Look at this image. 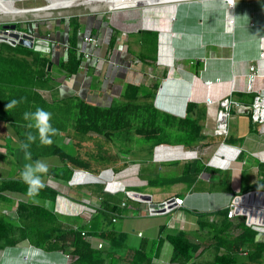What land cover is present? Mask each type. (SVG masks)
Returning <instances> with one entry per match:
<instances>
[{"label": "crops", "instance_id": "obj_1", "mask_svg": "<svg viewBox=\"0 0 264 264\" xmlns=\"http://www.w3.org/2000/svg\"><path fill=\"white\" fill-rule=\"evenodd\" d=\"M198 1L201 0L174 2L176 9L180 12L174 18L172 16L171 19L166 14L170 12L167 10L161 11L163 13L161 16L159 14L150 16V14L145 13L138 15L130 10L132 7L108 11L89 8L88 12L76 11L70 14L69 16H76L79 19L80 27L76 48L83 59L78 73L72 76L61 67V62L67 58V51L62 41L65 42L68 37H72L66 21L67 17L53 20L55 22L51 21L49 25H52V30L49 28L45 30V27L48 26L47 23L34 25L35 32L39 31L41 40L44 41L46 37H49L48 45L51 47V52H41L43 55L49 56L53 63L51 69H48L49 81L45 86L22 89L26 93L29 90L30 94L28 95L32 98L34 96L36 99L40 96L44 99L45 103H41L42 108L45 105L61 104L64 103L63 100L67 99L68 101V99L72 100L76 97L84 99L89 104L107 108L114 102L122 101L129 85L144 86L145 90L154 83H158V90L153 102L159 110L184 118L189 102H196L205 109V116L201 119V124L206 139L202 144L196 147L161 144L153 148L149 157L147 154L141 153V155H137L136 163H129L124 170L118 172V174L124 173V176L138 174V178H134L133 184L130 185L133 188L144 190L145 186H148L145 176L151 174L154 180L159 177L165 180V178H169L166 174L175 168V175L171 177L178 178L183 175L185 165L195 159H200L211 169L210 171H203L195 184L191 186L187 184L186 180H177L165 185L148 186L142 192L151 194L156 202H162L168 197H180L184 203L182 206L174 207L166 212L150 215L147 212L148 204L139 202L136 205L137 209L140 213L144 211L147 215L144 216L147 219L145 227L142 228V224L134 227L124 223L122 227L117 229L127 234V244L132 249L139 248L144 240L150 246L153 240L159 238L162 226L166 227L165 233L170 234L183 230L186 231L191 240L201 241L204 246L208 245L207 237L197 231V217L192 211L211 212L219 210L230 205L236 195H239L244 189L248 190L256 185L258 188L264 189V178L259 172V164H264V123L254 122L249 114L250 108L244 106L243 110L233 109L228 120L229 133L227 136L220 134L216 128L219 104L215 102L210 104L207 101V98L218 99L230 92H250L243 87V85L248 84L249 79L247 74L242 75L240 69L241 46L247 50H245L246 52L252 51L245 58L258 57L261 38H258L260 33L255 32L257 29H253L249 25L250 16L247 17L244 13L246 11L249 13L252 9L253 11L256 10L255 21L261 23L264 22V10L257 8L258 5L255 8L250 7L252 6L251 3H244L243 6L235 4L234 14L228 17L231 27L236 25L235 32L226 33L223 27H214L212 30L216 33L206 36L204 33L207 32L208 28L204 27V23L198 22L203 17H194L190 15L193 13H187L192 8L194 11L204 10V5H200ZM157 4L160 3L150 5ZM249 4L250 6L247 7ZM150 5L133 7L144 6V11ZM232 9L227 7L229 12ZM233 19L236 20V24L231 22ZM60 22L63 25H60ZM164 22L169 23V27L162 25L165 24ZM189 22H192L193 25H188ZM241 28H246L248 31L245 35L250 39L247 41H239L240 36H242ZM140 30L158 32V41L153 46V50L150 41L142 36ZM115 31H118V37L113 52L108 54V44ZM261 33H264V29ZM88 35L96 37L97 42H86L85 37ZM142 40L147 41V45ZM48 45L46 42L39 44L41 47H48ZM262 47L264 49L263 44ZM227 50L234 52H232V61L225 57L228 55ZM15 53L7 49L4 51L6 56ZM86 54H89V58H86ZM18 55L25 57L21 53ZM145 55L147 57L142 59ZM25 58L33 59L27 56ZM223 65H227V68L224 69ZM226 76L231 78H228L230 82L227 86H223V88L226 87L223 90L221 87H217L218 83L215 81L223 80L219 77L225 78ZM208 82L212 84L211 93ZM230 84L233 90H229ZM33 92L37 93L38 96ZM24 105V113L19 118H25L26 111L32 113L33 110L40 108L36 104L35 108L31 107V104L26 103ZM63 106L64 104L59 105L58 109H60L59 107L63 108ZM19 120L24 121V119ZM25 120L31 122L32 118L28 117ZM20 121L15 122L12 119H7L0 113V184L8 180H24L21 174L25 170V166L31 164L35 168L39 162L47 166V171L37 169L34 171V175L40 178L42 184L56 190L58 195L55 200H50L0 189V218L2 217L9 224L20 226L22 221L19 214V204L32 203L52 209L57 214L67 217L70 225L79 227L89 221L92 216L91 212H94L91 207L87 208L85 204L96 207V201L99 200L92 193L91 188H87L88 185L97 182L99 179L105 182L106 190L112 193L120 192L122 188L129 186V184H125L124 177L118 178L117 173L112 169H104L99 175L84 169H77L69 181L55 177L51 172L54 168L63 166V159L57 154L36 155L39 152L37 148L49 146V144L43 142L41 134L38 133L33 140H29V125L31 123ZM64 121L63 118L59 125L67 126V128L59 130L55 141L57 145L74 151L76 150L75 142L67 132L74 128V122L70 120L65 125ZM229 136L232 137L231 142L228 141ZM25 144L29 145L31 150L25 149L23 147ZM32 148H36V151L33 152ZM138 151L143 152L140 149ZM172 161L180 162L174 165L163 164ZM134 165L136 167H133ZM257 204V202L252 203L254 208ZM121 214L123 217L125 215L124 219L132 216V213L123 215L122 212ZM117 221L118 218L114 223ZM91 240L94 246L98 248H103L108 244L106 240L100 237H94ZM257 240H264V231H261L257 236ZM172 254L173 246L165 240L159 256L154 259V263L171 264ZM213 256L214 250L208 249L200 259L209 261ZM75 259V257H70L60 251L46 252L31 245L28 240L22 241L16 246L0 247V264H75ZM242 264H252V262L243 260Z\"/></svg>", "mask_w": 264, "mask_h": 264}, {"label": "trees", "instance_id": "obj_2", "mask_svg": "<svg viewBox=\"0 0 264 264\" xmlns=\"http://www.w3.org/2000/svg\"><path fill=\"white\" fill-rule=\"evenodd\" d=\"M66 21L72 37H69L71 40L68 44L67 58L61 62V67L72 76L78 73L83 60L76 48L80 25L76 16H69ZM35 24L33 21L19 22L18 28L26 32H35ZM140 33L147 38V41H150L153 50V46L158 41V32L140 30ZM117 37L118 31H115L108 44V54L113 52ZM147 41L142 40L146 45ZM6 49L16 53L6 56L4 54ZM19 53L33 59L28 60L19 56ZM145 57L147 56L145 55L142 59ZM50 62L49 56L43 55L34 48L23 45L12 46L0 41V113L15 122L24 119L25 122L20 121L23 123L27 120L19 117L23 115L26 103L31 104L33 108L38 105L51 113L49 123L57 131L46 134L51 142L48 143L49 146L37 148L39 152L36 155L57 154L63 159L64 165L54 168L51 172L55 177L69 181L77 169H84L96 175L104 169H112L115 173L124 170L131 162L125 160L120 154L133 155L136 147L134 145L136 138L129 136L131 132L144 138L145 144L139 145L140 150H144V145L149 142V147L146 149L148 157L152 154L153 148L161 144L196 147L205 141L206 135L203 134L201 124V119L205 116L203 106L196 102H189L184 118L159 110L153 102L158 83H154L145 90L144 86L129 85L122 101L114 102L107 108L89 104L79 97L68 99V101L63 100L64 103L61 104L64 106L59 107L60 109L58 106L61 104L45 105L42 108L41 103H45L44 99L40 96L36 99L34 96L32 98L28 95L29 90L26 93L22 88L45 86L49 81L47 74ZM34 94L38 96L37 93ZM234 95L239 103L250 108L251 115V107L257 92L233 93ZM12 99L17 100L18 103L7 108V104ZM26 106L29 108L28 105ZM63 118L65 125L70 120L74 122V128L67 132L74 140V147L78 152L56 144L59 130L67 128V126L59 125ZM27 123L34 124V120ZM29 129V134L34 137L37 133L40 134L35 126H29ZM231 138V136L228 137L229 142ZM27 149L31 150L29 145ZM32 151L35 152L36 148H32ZM179 162L163 164L174 165ZM210 170L200 159H195L185 165L183 175L178 178H165L162 181L160 177L154 180L151 174L143 176L146 177L148 186L165 185L177 180H186L191 186L195 184L203 171ZM259 172L264 178V164H259ZM42 185L43 187L37 186V191L29 193V184L25 180H8L0 184V189L55 200L58 192L45 184ZM89 187L100 201L99 208L92 214L89 221L74 227L69 224L67 217L57 214L52 209L32 203H20L19 214L22 221L20 226L11 225L2 217L0 218V247L16 246L28 240L31 245L46 252L60 251L75 257V264H155L154 259L159 256L165 240L173 246L171 264H242L243 260L256 262L264 257V240H257V236L264 231V228L249 226L244 215L230 218L228 206L211 212L192 211L197 217V231L207 237L208 245L204 246L201 241L191 240L183 230L165 233L166 227L162 226L159 238L153 240L150 246L144 240L139 248L132 249L127 244V234L118 231L114 222L124 202L127 205L133 204L132 206L138 205L139 202L130 199L126 192L107 191L105 182L99 179L87 186ZM259 189L256 185L251 189H244L240 194ZM126 191L143 192L144 190L127 187ZM94 237H100L108 244L98 248L91 240ZM208 249L214 250V256L209 261L201 260L200 258ZM260 264H263V261H260Z\"/></svg>", "mask_w": 264, "mask_h": 264}, {"label": "rangeland", "instance_id": "obj_3", "mask_svg": "<svg viewBox=\"0 0 264 264\" xmlns=\"http://www.w3.org/2000/svg\"><path fill=\"white\" fill-rule=\"evenodd\" d=\"M198 2L200 3V5H204L203 8H204L205 11L202 10V9H200L198 11H194L192 9V10H188L187 13L188 14L193 13V14H190V15L194 16V17H196V16L197 17L198 16L199 17H203V19L201 21H198V22L199 23H204V27L208 28L207 32L204 33V34H206V36L209 35V34H212V33H216V32H214V30H212L214 27H223V29H224V31L226 33L235 32L236 20H235V24H234L235 26L231 27V25L228 22V17L231 16L232 14H234V8H236V7H233V9L230 11L231 12L230 13L227 10L228 6L225 4V2L223 0H201V1H198ZM235 2H236V4H240V6H243L242 4H244V3L245 4L251 3L252 6H250V4H249L247 7L250 6V7H254L255 8V6L258 5L257 8H261L262 10H264V0H235ZM164 3H167V2H164ZM164 3L153 5V7L149 6V7H151L149 10L146 9V8H148V7H146L145 8L146 11L145 10L143 11V7H135V8L132 7V8H130V10H132V12H135V14H138V15L145 13V14H150V16L152 14H154V16H155V14H159L161 16V15H163V13L161 12L162 10H164V9L167 10L168 9V10L171 11V7L173 8L172 5H170V4L166 5ZM45 4H46V2L43 1V0H26V1H18L16 3H13L12 5H14V6L16 5V6L22 7V8L32 9V8L44 6ZM89 8H92V7L90 5H87V4H81V5H77L75 7L69 8V9H58V10H54V11H51V12H44V11L43 12H37V13L30 12V13H26V14L18 15V16L0 15V25L2 23H9V22H13V21H18V22H24V21L25 22H32L33 21L35 23H42V24H46L47 23V25L49 27L46 26L45 30L48 29V28L52 30L53 29L52 25L51 24L49 25V23L51 21H53L55 19H59L60 17H63V18L67 17L68 18L70 14L75 13L76 11H80V12L81 11H83V12L87 11L88 12ZM239 8L241 9V7H239ZM97 9L100 10V11H108L109 10V8L106 5H104V4H100ZM123 9H126V8H123ZM255 11H253V9L251 11H249L250 15H248L249 13L246 11L244 13V15L247 16V17L250 16V21L251 22H250L249 25L253 29H255V28L257 29L255 32L257 34L260 33L258 35V38H261V42L260 43H261V45L262 44L264 45V33H261L263 31V29H264V27H262V26H264V22H261L262 23L261 24V23L255 21V16H256ZM257 13H258V10H257ZM166 14L171 19L172 16L174 18V16H175L174 14H176V13L167 12ZM184 14H186V13H184ZM176 15H178V14H176ZM156 17H158V16H156ZM163 18H165V17H163ZM194 20H196V19H194ZM53 22H55V21H53ZM164 23L165 24H162V25H164L166 27H169L168 26L169 23H166V22H164ZM191 24L193 25L192 22H189L188 25H191ZM60 25H63V24L61 23ZM241 29H242V36H240L241 38H240L239 41L243 42V41H247L248 39H250L248 36L245 35L246 32H248L247 29L246 28H241ZM207 45H210V44H207ZM246 47H249V46H246ZM245 50L246 49L241 46V55H240L241 59H240V63L239 64H240V69L242 71V75L247 74L248 75V79H249V74L248 73H249L250 67L253 64L258 66L259 69H260V75H259V78L254 82L255 85L254 84L252 85L251 91H253L254 89H256V90L258 89L257 92H261V93L264 94V55H262L261 58H260V56L259 57H254V58H252V57L245 58V56H248V54L252 53V51L246 52L247 50L246 51ZM232 52H233L232 50H227L226 53L228 55L225 56L227 59H230L231 61H232V58H233ZM258 54L259 55L264 54V49H263L262 46H261ZM223 67H224V69H226L227 65H223ZM228 78H231V77H229V76H226L225 78L219 77V79H223V80H216L215 81V83H218L220 85V86L218 85L217 87H221L224 90V88H226V87L223 88V86H227L229 84L228 82H230V79H228ZM208 83H210V85H209L210 87H208V88L210 90L209 92L211 93L212 84H211V82H208ZM257 84H258V87H257ZM259 84H260V86H259ZM214 88H213V90H214ZM228 128H229V125H228ZM129 136L131 138L132 137L136 138L135 143H134V145H136V147L134 149L135 152H133V155L132 154L131 155L130 154L121 155V154H124V153H121L120 155L123 156L125 160H128L131 163H136L137 160H138V156L137 155H141V153L143 155H145V154L148 153V150H146V149L149 147V142H147L143 152L142 151H138L139 150V145L140 144H145V143H143L144 142V138H142L141 136L138 137L137 135H135V132H131ZM110 138L112 139V136H110ZM116 149H115V151H117ZM73 152H76V150H74ZM84 152H82V153H84ZM133 167H136V166L134 165ZM175 170H176L175 168H172V170H170L166 174V176H168L169 178H172L171 176L175 175L174 174ZM124 175H125L124 173H122V174L121 173H119V174L117 173L116 174V176L118 178L121 177V176L124 177L123 180L126 181L125 184H129V186H127V187H133L130 184H133L134 178H138V176H139L138 174H134V175H131V176H129V175L124 176ZM161 180L164 181V178H161ZM144 183H146V182H144ZM112 188H114V186H112ZM146 188H148V186H145V189ZM85 200H87V198H85ZM132 200L135 201L134 199H132ZM99 203H100L99 200L96 201V205L95 206L96 207L100 206ZM132 205L133 204L127 205V207H122L121 208V213L123 212V215L124 214H128V213H130V214L132 213V216L130 218L126 217L124 219L125 215L123 217L122 214L119 213L118 217H117L118 221L114 224L116 229H118V227H122V224H124V223H127V225H131V226H134V227L141 226V224H142V228L145 227V225L147 224V219L144 216H147V215H145L144 211H141L142 213H140L139 209H137V206H135V208H132V207H134ZM85 206H86V204H85ZM90 207H92V206L90 205ZM146 235H149V234L146 233ZM259 260L263 261V264H264V257L256 260V262H252V264H260Z\"/></svg>", "mask_w": 264, "mask_h": 264}, {"label": "water", "instance_id": "obj_4", "mask_svg": "<svg viewBox=\"0 0 264 264\" xmlns=\"http://www.w3.org/2000/svg\"><path fill=\"white\" fill-rule=\"evenodd\" d=\"M190 1H192V0H190ZM223 1L227 2V0H223ZM150 6L153 7V5H150ZM151 7L148 6V8H146V9L149 10ZM109 10H113V9H109ZM162 11H166V9H164ZM167 11H169V10L167 9ZM18 23H19L18 21H13V22H9V23H2L0 25V27H1L0 28V40L5 41V42H9L13 45L19 44V45L27 46L29 48H34L39 52H41V51L46 52V53L51 52V47L48 45L49 44V41H48L49 37H46V40L43 41L39 37L40 36L39 31L38 32L22 31L18 28ZM68 27H69V24H68ZM63 41H62L63 46L68 45L69 44V37L65 42H63ZM45 42L47 43L48 47L39 46V44L45 43ZM52 63H53L52 61L49 63L48 69H51ZM248 91H250V90H248ZM122 191H125V188H123ZM127 194L129 196L135 198V199L149 203L150 206H152V207H156L157 212H166L169 209L176 207V202H175L174 197L168 198L162 202H155L153 199V196L149 193H142V192H138V191H128ZM252 200H253L254 204L257 202L258 203L257 205H260L261 203H263V205H264V189L263 190H261V189L253 190V191H250L247 193L236 195V197L234 198V201L238 203V206L236 208V213L246 215L248 223L251 222L252 219H254V221L257 220L260 224H264V210L259 212L258 209L252 208L251 204L249 203ZM247 201H249V202H247ZM246 202H247V204H246Z\"/></svg>", "mask_w": 264, "mask_h": 264}, {"label": "built area", "instance_id": "obj_5", "mask_svg": "<svg viewBox=\"0 0 264 264\" xmlns=\"http://www.w3.org/2000/svg\"><path fill=\"white\" fill-rule=\"evenodd\" d=\"M85 41L89 43H96L97 38L94 37L93 35H88L85 37ZM65 48H66V51H68V45H65ZM86 58H89V54H86ZM259 75H260L259 67L253 64L249 69V78L252 82V85L259 78ZM251 88L249 90H251ZM257 90L254 89L253 91L257 92ZM207 101L210 104L214 102L219 104L220 108L217 113L216 128L220 134L227 136V134L229 133L228 120L232 114L233 109L243 110L244 106L241 103H239L238 100H236V98L233 97V92H230L228 95L222 96L216 100L212 98H207ZM251 116L254 122L264 123V94L261 92H257V96L254 99V102L251 107ZM129 197L132 198L131 196ZM175 202H176V207H180L183 205L184 200L179 197H176ZM86 205H87L86 206L87 208L90 207V205L88 204ZM126 205L127 204L124 202L123 206H126ZM237 206H238V203L235 202L234 200L230 203V205H228V207L230 208L228 216L230 218L237 216V215H243V214L236 213ZM91 208L95 212L99 207H91ZM256 209H258L259 212L263 211L264 210L263 203H261L260 205H256ZM156 210H157L156 207H152L150 206V204H148V207H147L148 214L154 215L157 213ZM94 212H91V213L93 214ZM246 223L251 227H258L262 229L264 228V224H260L257 220L254 221V219H252V221L248 223L247 216H246Z\"/></svg>", "mask_w": 264, "mask_h": 264}, {"label": "bare ground", "instance_id": "obj_6", "mask_svg": "<svg viewBox=\"0 0 264 264\" xmlns=\"http://www.w3.org/2000/svg\"><path fill=\"white\" fill-rule=\"evenodd\" d=\"M18 1H26V0H0V15H6V16H18V15H23L26 13H30V12H51L54 10H58V9H69L72 7H75L77 5H81V4H87L90 5L92 8L97 9L98 6L100 4H104L106 5L109 9H116V8H122V7H133V6H142V5H150V4H156V3H164V2H170L169 4L173 6V8H171V11L174 13H179L180 11L178 9H176L174 2H179V1H184V0H43L46 2V4L44 6H40V7H36V8H32L31 10L28 8H22V7H18V6H14L12 5L13 3H16ZM225 4L230 7H236V2L235 0H227V2H225ZM198 5V4H197ZM189 6V5H188ZM199 6V5H198ZM175 7V8H174ZM193 7V6H192ZM186 8V7H185ZM201 8V7H200ZM170 9V8H169ZM193 9V8H192ZM197 9V8H196ZM200 10V9H198ZM170 11V10H169ZM170 11V12H171ZM183 13V11H182ZM174 14V15H176ZM59 17V16H58ZM12 18V17H11ZM177 21V20H176ZM232 23L235 22V20H231ZM177 23V22H176ZM236 44V43H235ZM261 54L259 55L260 58L262 57ZM258 56V57H259ZM249 74V73H248ZM198 77V76H197ZM234 81V80H233ZM232 81V82H233ZM225 82V81H224ZM226 83V82H225ZM210 84V83H209ZM240 84V83H239ZM242 84V83H241ZM219 85V84H217ZM223 85V84H222ZM225 85V84H224ZM255 85V84H254ZM220 86V85H219ZM235 86H237L235 84ZM239 86V85H238ZM252 86V82L249 78V82L248 84H245V86L243 85V87H245L244 89H250ZM260 86V84H259ZM242 87V88H243ZM232 88V89H230ZM239 88V87H238ZM237 88V89H238ZM236 89V88H235ZM229 90H233L232 85L230 84L229 86ZM190 92V91H189ZM227 92V91H226ZM222 93V92H221ZM215 94V93H214ZM206 95V94H205ZM217 95V94H216ZM220 95V94H219ZM188 96V95H187ZM206 98V97H205ZM214 99V98H213ZM216 99V98H215ZM199 100V99H198ZM170 109V108H169ZM249 202V201H247ZM246 202V204H247ZM252 206V208H254V206L252 205L253 200L249 202ZM255 209V208H254Z\"/></svg>", "mask_w": 264, "mask_h": 264}, {"label": "clouds", "instance_id": "obj_7", "mask_svg": "<svg viewBox=\"0 0 264 264\" xmlns=\"http://www.w3.org/2000/svg\"><path fill=\"white\" fill-rule=\"evenodd\" d=\"M121 9H123V8H121ZM250 92H251V90H250ZM17 103H18L17 100L12 99V100L9 101V103L7 104L6 107L7 108L8 107H12L13 105H15ZM24 115H25V118H28L29 116L32 117V119L34 120V125L33 124H30L29 126L30 127H32V126L37 127L39 129L40 134H41L42 141L43 142L50 143L51 142V139L46 134L49 133V132L55 133L57 131V129L54 128V127H52V125L49 123V118H50L51 113H49V112H47V111H45V110H43L41 108H37V110L34 113H31L30 114V113H27L26 112ZM251 118H252V116H251ZM34 138L35 137L32 136V134H29V140H33ZM23 147L26 149L28 147V145L25 144V145H23ZM27 155H30V153H27ZM37 169L38 170H41V171H47V166L45 164H43V163H39L38 162L35 165V168H34L33 165L28 164V165L25 166V170L21 174L22 175V178L25 180V182L29 184V193H33V192L37 191L38 190V187L37 186L43 187V185H42V183L40 181V178L38 176H35L34 175V171L37 170ZM124 188H125V191H120V192H126V194H127L128 191H126V187H124ZM261 190H263V189H261ZM128 197H129V195H128ZM132 198H130V199H132ZM168 198H171V197H168ZM168 198H166V199H168ZM174 198H176V197H174ZM133 199L136 202H143V201H140V200L135 199V198H133ZM144 203H146V202H144ZM147 204H149V203H147Z\"/></svg>", "mask_w": 264, "mask_h": 264}]
</instances>
